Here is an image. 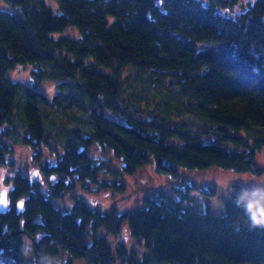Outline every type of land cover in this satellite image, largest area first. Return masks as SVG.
Here are the masks:
<instances>
[{
  "label": "trees",
  "instance_id": "trees-1",
  "mask_svg": "<svg viewBox=\"0 0 264 264\" xmlns=\"http://www.w3.org/2000/svg\"><path fill=\"white\" fill-rule=\"evenodd\" d=\"M54 1L58 13L46 0L0 3V164L12 166L8 157L21 145L32 147L36 162L43 147L57 157L41 164L46 176H57L49 196L26 176L13 178L11 205L0 213V264H24V238L35 264L43 253H65V264H264V228L244 224L232 202L249 187L241 183L222 215L186 208L191 196L180 189V199L146 196L121 214L114 206L93 210L81 198L69 211L53 203L75 181L118 175L91 155L95 144L121 161V175L153 164L179 184V168L264 176L257 161L264 151V0ZM70 26L78 38L55 36ZM27 65L36 84L56 82L51 99L11 77ZM124 224L144 243L140 259L124 242L113 249L97 235L101 228L117 235Z\"/></svg>",
  "mask_w": 264,
  "mask_h": 264
},
{
  "label": "rangeland",
  "instance_id": "rangeland-1",
  "mask_svg": "<svg viewBox=\"0 0 264 264\" xmlns=\"http://www.w3.org/2000/svg\"><path fill=\"white\" fill-rule=\"evenodd\" d=\"M47 4L52 7L54 12L58 13V5L54 0H46ZM75 30V31H73ZM58 35H65L68 37L78 38L80 36V31L76 26H70L62 33ZM31 66H18L13 71L17 73V78L14 80L21 81L40 92L47 95L46 86L51 83L53 88V93L51 99L57 92L56 82L47 80L40 84H36L33 78L30 76ZM27 73V75H25ZM12 77V76H11ZM31 77V79H29ZM41 159L36 162L34 157V152L32 147L29 145H21L15 148L14 154L8 157L9 160L13 161V165L4 164L10 171L17 174L26 176L29 180L34 181L38 184L42 192L49 196V191L52 186V181L48 179L43 173L41 164L44 162H49V164L56 163V155H53L47 148L43 147L40 149ZM59 153L61 151L59 150ZM91 155L98 161L108 160L112 169L116 170L118 175L112 176L110 174L100 173L98 176L99 182H89L85 181H75V188L69 192H66L60 198L53 199V203L57 208H61L63 211L71 210L73 203L76 198L83 199L93 210H98L104 213L113 206L115 207L118 214L123 212H131L136 210L142 205L143 198L148 196L152 198H159L161 194L172 196L180 199L181 194L178 193V189L182 190L184 193H188L191 199H184L183 205L186 208H191L199 212L212 211L215 214L222 215L224 213V201L231 197L232 187L234 183H241L252 187L253 181L264 180V176L261 178H256L253 174H240L232 169H223L217 166H211L205 169H178V173L181 174L182 180L185 184H179L178 178H174L170 173H158L156 172L154 165L149 164L144 167L139 168L136 172L131 175H121L120 167L121 161H119L110 150L103 149L98 144L93 145L91 149ZM258 167L264 169V151L258 154ZM2 165V164H0ZM39 169L42 173L40 177L30 178L29 169ZM241 176L247 177V181H242ZM12 177V182L13 178ZM43 180L47 184V188L42 187L40 180ZM57 179V178H56ZM59 179H65L59 177ZM180 179V180H181ZM66 180V179H65ZM125 182V189L119 190L114 187L103 186L100 182L113 183V182ZM9 178L4 176L3 183H8ZM215 188V193H210V188ZM108 193L109 206L107 209L100 207L101 197L103 193ZM89 196L96 197L94 202H90ZM23 199V198H22ZM123 206V207H121ZM244 224H248L246 220H243ZM97 235L106 238V240L111 244L114 249L115 245L119 242H124L127 245L128 250L134 249L138 259H140L144 252L145 246L143 242H139L134 237H131L129 231L126 229L124 224L120 233L113 235L107 232L105 229L101 228L97 230ZM87 241H92V231L87 235ZM64 259H68L65 253H61ZM26 258V257H25ZM2 255L0 254V260ZM24 264H35L32 256L26 258ZM73 264H85L83 260H74ZM128 264V263H127ZM134 264V263H132Z\"/></svg>",
  "mask_w": 264,
  "mask_h": 264
},
{
  "label": "clouds",
  "instance_id": "clouds-1",
  "mask_svg": "<svg viewBox=\"0 0 264 264\" xmlns=\"http://www.w3.org/2000/svg\"><path fill=\"white\" fill-rule=\"evenodd\" d=\"M3 0H0L2 3ZM219 10V9H218ZM228 10H219L221 15H224ZM240 13V8L238 6L235 7L234 11H232L231 16L235 19ZM75 31V30H73ZM13 79L17 78V73L12 71L10 73ZM27 75V73H25ZM31 79V77H29ZM46 92L49 97H51L53 93V88L51 83L46 86ZM15 173L10 171L6 166L0 165V191L4 193H8L13 190L14 183L12 182V177H14ZM30 178L32 177H40L42 173L39 169L33 168L29 169ZM4 176L9 178L8 183H3ZM49 180L54 181L55 176L49 175ZM240 179L242 181H247V177L241 176ZM42 187L47 188V184L40 180ZM252 187H244L235 192V195L232 197L233 204L240 209L243 213L244 217L248 225L252 228H264V180H257L252 182ZM90 202H94L96 197H88ZM19 199V198H18ZM101 199L100 207L103 209H107L109 206L108 193H103ZM10 202L8 201L5 206H7ZM123 207V206H121ZM22 254L26 258H30L33 254V245L32 241L28 238H24V243L22 246ZM40 264H65L64 259L59 255H52L48 253H43L39 257Z\"/></svg>",
  "mask_w": 264,
  "mask_h": 264
},
{
  "label": "water",
  "instance_id": "water-1",
  "mask_svg": "<svg viewBox=\"0 0 264 264\" xmlns=\"http://www.w3.org/2000/svg\"><path fill=\"white\" fill-rule=\"evenodd\" d=\"M55 179H56V176H55ZM5 199L8 201V193H4L1 191V194H0V213L6 211L9 208V204L7 206H5V204L2 202ZM17 205H18L19 211H21L23 206L22 207L20 206V201L17 203Z\"/></svg>",
  "mask_w": 264,
  "mask_h": 264
},
{
  "label": "snow or ice",
  "instance_id": "snow-or-ice-1",
  "mask_svg": "<svg viewBox=\"0 0 264 264\" xmlns=\"http://www.w3.org/2000/svg\"><path fill=\"white\" fill-rule=\"evenodd\" d=\"M2 202H3L4 204H7L8 201L5 199V200H3ZM20 206H21V207L23 206V201H20Z\"/></svg>",
  "mask_w": 264,
  "mask_h": 264
},
{
  "label": "flooded vegetation",
  "instance_id": "flooded-vegetation-1",
  "mask_svg": "<svg viewBox=\"0 0 264 264\" xmlns=\"http://www.w3.org/2000/svg\"><path fill=\"white\" fill-rule=\"evenodd\" d=\"M8 201L10 202V203H9V207H10V205H11V200H10L9 195H8Z\"/></svg>",
  "mask_w": 264,
  "mask_h": 264
}]
</instances>
